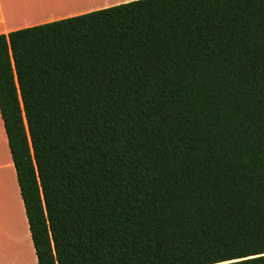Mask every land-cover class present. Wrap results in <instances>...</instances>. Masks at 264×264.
I'll return each mask as SVG.
<instances>
[{
    "label": "trees",
    "instance_id": "1",
    "mask_svg": "<svg viewBox=\"0 0 264 264\" xmlns=\"http://www.w3.org/2000/svg\"><path fill=\"white\" fill-rule=\"evenodd\" d=\"M0 112L39 264H264V0L0 33Z\"/></svg>",
    "mask_w": 264,
    "mask_h": 264
},
{
    "label": "crops",
    "instance_id": "2",
    "mask_svg": "<svg viewBox=\"0 0 264 264\" xmlns=\"http://www.w3.org/2000/svg\"><path fill=\"white\" fill-rule=\"evenodd\" d=\"M127 1L131 0H0V33ZM0 264H39L1 112Z\"/></svg>",
    "mask_w": 264,
    "mask_h": 264
},
{
    "label": "rangeland",
    "instance_id": "3",
    "mask_svg": "<svg viewBox=\"0 0 264 264\" xmlns=\"http://www.w3.org/2000/svg\"><path fill=\"white\" fill-rule=\"evenodd\" d=\"M25 228V227H24Z\"/></svg>",
    "mask_w": 264,
    "mask_h": 264
}]
</instances>
